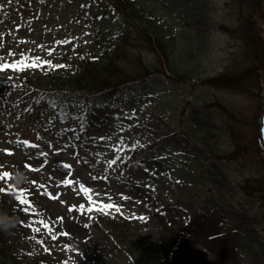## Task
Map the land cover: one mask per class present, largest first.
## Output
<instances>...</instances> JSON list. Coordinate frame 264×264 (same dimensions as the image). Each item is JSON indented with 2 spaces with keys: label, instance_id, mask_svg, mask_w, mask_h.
<instances>
[{
  "label": "rangeland",
  "instance_id": "rangeland-1",
  "mask_svg": "<svg viewBox=\"0 0 264 264\" xmlns=\"http://www.w3.org/2000/svg\"><path fill=\"white\" fill-rule=\"evenodd\" d=\"M133 1L162 29L169 56L157 60L142 39L127 54L157 60L161 72L106 102L77 98L60 121L43 95L55 89L53 78L74 72L78 47L101 57L117 35L116 14L106 0H0V63L40 64L0 68V173L24 170L29 181L20 187L35 208L25 213L12 176L0 178V211L18 213L0 242V264H57L62 256L129 264L128 247L144 264H264V72L245 91L199 82L249 66L246 21L264 37L263 17L251 0ZM170 60L190 78L172 75ZM132 149L140 161L129 167ZM81 183L120 211H89ZM189 229L205 236L210 253L190 251Z\"/></svg>",
  "mask_w": 264,
  "mask_h": 264
},
{
  "label": "trees",
  "instance_id": "trees-1",
  "mask_svg": "<svg viewBox=\"0 0 264 264\" xmlns=\"http://www.w3.org/2000/svg\"><path fill=\"white\" fill-rule=\"evenodd\" d=\"M114 8L121 10L122 14L126 16L127 30L119 34V36L111 43L112 50L107 51L97 62H91L84 54H78V63L76 64V72L73 76H65L63 78L53 79L54 83L59 89L63 86H68L73 92H104L107 89L110 91L116 90L119 84H126L131 81H144V79L154 72H161L157 62L154 60L148 62L143 60L140 56L129 57L127 50L131 45L139 43L142 39L145 46L159 55L164 56L167 60L169 51L167 44L161 40L162 31L155 25L153 20L146 11L141 8H136L131 0H113ZM253 4V11H258L256 14L260 19L264 16V2L262 0H251ZM138 20V24L133 23ZM129 22L132 26L129 25ZM134 28L137 36L132 39L130 37V29ZM154 35V40H152ZM246 41L249 43L251 51V65L239 71H229L222 73L213 78L204 79L200 82L204 85L218 88H229L240 91L253 89L258 85V71L264 68V37L259 33L257 28H254L251 19H247L245 33ZM131 58L135 63L130 64L129 68L123 67L128 58ZM160 59V56H159ZM171 73L180 79L187 78L185 72L180 70L179 65L170 60ZM122 64V65H120ZM221 108L227 113V109L223 106ZM238 150L239 145L236 144ZM2 235V232H0ZM0 235V237H1ZM133 244L132 241H130ZM130 250V249H129ZM3 254V252H1ZM130 255L132 264H142L140 258L135 256L133 252ZM20 264V263H17ZM37 264V263H36ZM163 264V263H162Z\"/></svg>",
  "mask_w": 264,
  "mask_h": 264
},
{
  "label": "snow or ice",
  "instance_id": "snow-or-ice-1",
  "mask_svg": "<svg viewBox=\"0 0 264 264\" xmlns=\"http://www.w3.org/2000/svg\"><path fill=\"white\" fill-rule=\"evenodd\" d=\"M10 2H11V0H9V3H10ZM0 6H2V5H0ZM44 63L51 64L52 61H51V60H48V61H45ZM29 66H32V67H39L40 64H39V62H37V63H35V64L29 65V64L27 63V61L24 60V59L18 60L16 63L10 64V65H9V64H3V63H0V68L12 67V68H20L21 70H23L24 68L29 67ZM62 67H67V66H66V65H63ZM23 143H24L25 145H31L32 147H37V145L32 144V142L29 141V140H24ZM139 143H140V141L137 140L135 143L131 144L130 147L134 149V148L137 147V145H139ZM5 151H10V149H7V148H6ZM42 155H43V153H42ZM44 163H47V161H44ZM27 167H28V168H33V165H32L31 163H29V164L27 165ZM34 170H35V169H34ZM11 176H12V173L9 172V171H4V172L0 173V178H3V177H11ZM33 183H35V181H33ZM62 183H64V184H69V185H70V184L73 183V181H72L71 179H68V180H63ZM8 187H9V188H15V186L12 185V184H9ZM80 189H81V191H82L86 196H88V199H89L90 201H92V204H91V206H90L89 209H88L89 211H91L93 207H98L99 210H102V211H108L109 209H114V210L117 211V212L120 211V206H118V205H114V204H104V203H102V202H99V203H98L97 201H94V200H93V197H92V195H91V193H92V189L89 188V187H86L85 184L81 183V185H80ZM15 190H16V192L18 193V195L16 196V199L19 200L23 205H25V207H24V212H25V213H28V212H35V208H34V207H31V208L28 207V205H31V204H32V201H31L30 199H28V197H27V195H26L27 190H26L25 188H23V187L16 188ZM48 195L51 197V196H52V193H48ZM125 198H126V197H125ZM71 207H72V208H76V205H72ZM79 208H80L81 211H83L84 208H85V205L81 204V205L79 206ZM143 218H144V219H147V217H143ZM40 223L43 224L44 227L47 228L48 231H49L50 233L52 232L51 227H50V226H49L44 220H41ZM33 231H39V229H33ZM63 235L67 236L68 233L65 232V233H63ZM53 238H55V237H53ZM39 243L43 244L44 241H39ZM67 247H70V245H67Z\"/></svg>",
  "mask_w": 264,
  "mask_h": 264
},
{
  "label": "clouds",
  "instance_id": "clouds-1",
  "mask_svg": "<svg viewBox=\"0 0 264 264\" xmlns=\"http://www.w3.org/2000/svg\"><path fill=\"white\" fill-rule=\"evenodd\" d=\"M28 181L29 176L24 170L16 168L12 171V183L15 184L17 187L27 184ZM17 224V217L10 215L6 211H0V232L12 234Z\"/></svg>",
  "mask_w": 264,
  "mask_h": 264
},
{
  "label": "bare ground",
  "instance_id": "bare-ground-1",
  "mask_svg": "<svg viewBox=\"0 0 264 264\" xmlns=\"http://www.w3.org/2000/svg\"><path fill=\"white\" fill-rule=\"evenodd\" d=\"M196 243L197 245L195 246V249H202L203 247L207 248L208 246V242L205 241V239H202L201 236L196 238Z\"/></svg>",
  "mask_w": 264,
  "mask_h": 264
}]
</instances>
